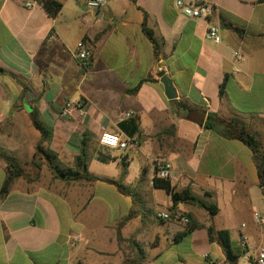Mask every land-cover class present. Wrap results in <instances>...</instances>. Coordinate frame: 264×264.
Masks as SVG:
<instances>
[{
    "label": "crops",
    "instance_id": "1",
    "mask_svg": "<svg viewBox=\"0 0 264 264\" xmlns=\"http://www.w3.org/2000/svg\"><path fill=\"white\" fill-rule=\"evenodd\" d=\"M57 1L63 8L53 18L39 3L27 9L0 0V192L7 159L27 162L33 174L0 195V264H127L137 249L142 264H230L219 231L228 232L236 264L264 256V223L253 217L264 219L253 155L204 127L208 113L237 120L264 148V2L195 0L213 6L207 23L185 17L177 0H107L100 12L84 0ZM144 13L157 56L142 32ZM208 24L220 43L207 39ZM80 49L90 53L86 65ZM160 71L175 99L166 98ZM69 102L83 108L64 116ZM180 103L199 112L189 119ZM33 111L53 131L44 147L59 168L75 169L85 143L95 181L56 178L43 161L33 166L41 141ZM103 132L132 145L110 149L100 143ZM157 161L171 163L174 190L188 188L217 206L209 215L177 205L197 225L181 238L186 225L157 216L171 210L169 194L153 185Z\"/></svg>",
    "mask_w": 264,
    "mask_h": 264
},
{
    "label": "trees",
    "instance_id": "2",
    "mask_svg": "<svg viewBox=\"0 0 264 264\" xmlns=\"http://www.w3.org/2000/svg\"><path fill=\"white\" fill-rule=\"evenodd\" d=\"M44 10L53 18L57 17L63 8V2L57 0H36ZM134 1V0H133ZM259 3L264 2V0H257ZM144 18L142 22V32L145 37L151 42L154 49L155 56L159 53V44L153 36V32L146 25V14L144 13ZM231 27V26H229ZM235 31L237 29L233 28ZM137 87L134 88L131 92H135ZM177 107L186 111L187 115L185 117L190 119L189 113L197 114L199 110L197 108L189 107L185 104H177ZM192 116V115H191ZM33 127L40 132L41 141L36 148V154L33 164L41 169L43 163L45 162L54 172L55 177L58 178L59 175H65L69 180H87L95 181L96 178L92 176L88 171L89 157L86 152V144L84 143L80 155L76 158L75 169L61 170L58 166L57 155L53 151H48L45 149L44 144L50 143L53 138V131L51 128L47 127L40 119L39 113L33 111L30 115ZM204 127L211 131L217 132L220 136L226 139L237 140L244 144L252 153L253 159L256 165L258 185L262 190L264 197V148L254 133L247 127L245 124L240 123L237 120H226L219 117L216 114L208 113L204 123ZM40 155L41 160L38 161L36 158ZM43 161V163H42ZM7 162V174L8 177L1 189L0 195L2 198H5L11 189L13 183L21 178L25 177V170L18 163L10 159L6 160ZM153 185L155 188L163 189L167 194H169L171 199V213H178L176 207L179 204H193L202 209H204L209 215H214L217 213V206L213 203H209L203 199H200L193 195L190 189L186 188L181 191L174 190L169 180L159 179L157 177L153 178ZM121 191H123L122 185H119ZM183 216V215H182ZM188 219L186 229L180 234V238L185 236L187 233L193 231L197 228V225L192 224L189 216H185ZM207 233L210 236L214 233L213 228H207ZM218 236L220 237L227 260L230 264H236L239 256L234 254L229 235L227 231H219ZM121 238V237H120ZM144 254L140 249H137L135 258L127 260V264H142L144 260Z\"/></svg>",
    "mask_w": 264,
    "mask_h": 264
},
{
    "label": "built area",
    "instance_id": "3",
    "mask_svg": "<svg viewBox=\"0 0 264 264\" xmlns=\"http://www.w3.org/2000/svg\"><path fill=\"white\" fill-rule=\"evenodd\" d=\"M16 3L22 7L27 9L33 8L38 4L36 0H15ZM86 7L91 11L100 12L104 10L107 6V0H84ZM176 7L182 12V14L190 19H201L208 23L209 18L212 16L214 9L208 2L205 1H183L177 0ZM82 21L84 23H90V19L87 16L82 17ZM206 37L208 40H211L213 43L218 44L221 41V36L219 33V29L216 26L208 24ZM51 41H54L56 37L52 34L49 36ZM80 60L84 62V65L87 64L90 53L85 50H79L78 54ZM235 58H238V54L236 52L233 53ZM83 103L81 102H69L63 109L62 115H70L72 113L73 108H83ZM100 143L110 149L116 151H126L131 145L132 140L126 138L121 133H111V132H103L100 136ZM171 163L165 161H157L155 166V177L159 179L169 180L171 174ZM158 218L162 220L173 219L180 222L183 225H187L188 219L182 216L180 213H160L157 215ZM254 220L257 224H263L264 219L258 214L254 213ZM251 257L247 258V261H251ZM251 264H264V256L261 251L256 252L253 260L250 262Z\"/></svg>",
    "mask_w": 264,
    "mask_h": 264
},
{
    "label": "water",
    "instance_id": "4",
    "mask_svg": "<svg viewBox=\"0 0 264 264\" xmlns=\"http://www.w3.org/2000/svg\"><path fill=\"white\" fill-rule=\"evenodd\" d=\"M160 81L164 87V93L168 100H172L176 98L175 90L172 87V83L168 77L165 76L163 71L159 73ZM62 178H65V175H61Z\"/></svg>",
    "mask_w": 264,
    "mask_h": 264
},
{
    "label": "rangeland",
    "instance_id": "5",
    "mask_svg": "<svg viewBox=\"0 0 264 264\" xmlns=\"http://www.w3.org/2000/svg\"><path fill=\"white\" fill-rule=\"evenodd\" d=\"M41 157H42V156L38 155L36 159H37L38 161H40V160H41ZM32 164H33V163H32ZM19 165H20L21 167L24 168L25 173L27 172V174H28L29 176L33 175V174L30 172V168H29L27 162H19ZM33 166L36 167L34 164H33ZM239 262H240L239 264H244V261H243L242 259H240Z\"/></svg>",
    "mask_w": 264,
    "mask_h": 264
}]
</instances>
